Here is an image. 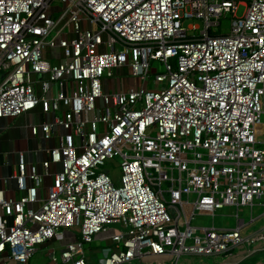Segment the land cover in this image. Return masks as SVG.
I'll use <instances>...</instances> for the list:
<instances>
[{"label": "built area", "instance_id": "obj_1", "mask_svg": "<svg viewBox=\"0 0 264 264\" xmlns=\"http://www.w3.org/2000/svg\"><path fill=\"white\" fill-rule=\"evenodd\" d=\"M120 67L138 83L106 92L104 76ZM61 105L52 122L29 126L44 139L65 130L41 163L44 174L60 166L46 197L33 206L42 173L23 152L9 177L21 194L0 189V264H28L75 226L77 238L52 251L50 264H87V246L109 230L99 264L146 256L175 264L264 238V227L247 231L239 215L264 211V140L255 134L264 113V0H0V118ZM115 157L119 184L101 169ZM224 207L235 208L234 228L191 224Z\"/></svg>", "mask_w": 264, "mask_h": 264}, {"label": "crops", "instance_id": "obj_2", "mask_svg": "<svg viewBox=\"0 0 264 264\" xmlns=\"http://www.w3.org/2000/svg\"><path fill=\"white\" fill-rule=\"evenodd\" d=\"M57 51L58 50H48L47 56L49 54L56 55ZM116 69L122 70V71L124 70V73L128 75L126 67L115 68L113 70H116ZM112 75H113V72H112ZM36 78H38V76H36ZM135 80L137 84L138 80L137 79ZM114 84L110 80L108 82L107 78L103 80V88L106 92H111L112 87H114V89H116L115 91H117V90H125L129 86H132L129 84L125 85V82L123 80L118 81V82L116 81L114 82ZM71 87H72V84L70 85L69 83L67 85V88L69 89L68 91H70ZM54 92H55V87L51 89L50 94L53 95ZM60 107H61L60 110L49 111V112L44 113L41 110V107L37 106L33 110L26 112L24 114H21L18 117L0 118V189H4L6 191V195H8L9 197H18L21 194V192H18L16 188L15 180L12 178H9L12 175V172L14 170V167L17 161L18 152H23L27 162L34 163L35 165H37L39 172L42 173V185L38 189V196H37L38 200L33 206L37 207L40 204V202L46 197L48 187L50 186L52 182V176H53L52 173L58 170L60 166L59 164L50 163L48 167L49 168L48 174L46 173L44 174V169L42 168L41 163L43 160L48 158V154L46 151L47 148H50L54 146L55 144H57L59 136L63 134L65 130L62 127L56 126L53 128V135L51 136V138L44 139L41 133L35 136L32 135L30 133L29 126L33 123H40L42 121L52 122L55 117L62 115L61 111L64 109V107L62 105ZM261 209H263L261 208V206H256L254 207V209L252 210V213L250 214V211L247 208H244V210H246V212L249 213L250 216L254 215L250 217L248 221H245L247 223L246 224L247 231L255 232L257 230H260L262 227H264L261 225L263 223L262 219L264 218V216L262 215L263 213L255 214L258 210H261ZM230 215L235 217L234 213ZM241 218L243 219V217ZM199 225H202V224H199ZM235 225L229 228H234ZM202 226H207V225H202ZM210 226L215 227L213 220ZM218 228H228V227H218ZM110 231L111 230H109V232L105 234L104 233L98 234L95 238V242L87 246L86 249H87L88 257H89L88 261L92 260V257L94 256V254L97 253L98 250L101 251L102 246L99 247L100 241L105 242L106 244L105 246H110L111 242L107 238H105V236H107V234L110 233ZM77 233L78 232L73 233L72 230L67 231L66 229H64L62 231L61 239H52L49 241L50 249H47L46 251V257L47 259L49 258L48 264H50L51 252L52 251L57 252L56 249L60 251V249L63 247L65 243L69 241H74L77 238ZM258 240H261V239H258ZM256 241L252 244H247L248 246H251L256 243L254 246L249 247L248 251L247 250L242 251V249H244V247L247 245L231 249L230 251L232 250L238 251L239 249L242 252L240 251L236 256L233 257V259H230V260L226 259L227 261L224 260L226 261L225 264H264V240L261 241L262 242L261 244H257L260 242H256ZM260 251H262L261 253L262 255L259 258H256L252 263L248 262V260H245L247 255L251 253L253 255L254 253L260 252ZM165 257L167 258L169 256H165ZM186 258H187L186 256H180L175 264H179V263L180 264H197L195 262L190 263L189 260L188 261L186 260ZM222 259L223 258H219L218 256L215 255L214 260L211 262H207L206 264H220L221 262H223ZM88 261H87V264H88ZM167 264H169L168 259H167ZM172 264H174V262Z\"/></svg>", "mask_w": 264, "mask_h": 264}, {"label": "rangeland", "instance_id": "obj_3", "mask_svg": "<svg viewBox=\"0 0 264 264\" xmlns=\"http://www.w3.org/2000/svg\"><path fill=\"white\" fill-rule=\"evenodd\" d=\"M241 1H246V0H241ZM245 10H246L245 5L238 4L237 8L235 10V15L236 16H242L244 14ZM230 19H231L230 13H228L225 18H221V20H220V22H221L220 31H222V32H228L229 31ZM188 22H189V20L183 21V25L185 26ZM195 22L200 23L199 20H195ZM150 66L152 69L156 70L157 72H164L165 71L164 66L160 62H158L157 60L150 62ZM112 72H113V75H111L109 77L104 76V79L107 78L108 82L110 80L114 84V82H116V81L118 82V81L123 80L125 82V85H127V84L135 85L136 84V80L134 78H131L130 75H126L124 73V70L122 71V70L116 69V70H113ZM115 90L116 89H114V87H112L111 91H115ZM255 134H256L257 140H260V141L264 140V113L260 117V123L256 127ZM119 162H120V158L115 157L111 160V162L107 161L101 167V169L109 170L110 176L112 177L113 182L115 184H119V179H120ZM166 186L167 185L165 183H163L162 188L164 189V188H166ZM168 198L169 197L167 196V199ZM183 198H185V196H183ZM184 208L186 211H189L190 205L186 204L184 206ZM234 212H235V208L224 207L220 210L215 211L213 219L211 218V216L209 214L201 213V214L195 216V218L191 221V224L192 225L193 224L194 225L202 224V225H207V226L209 225L210 226L212 223V220H213L215 227H228L229 228V227H232L236 224V218L234 216L230 215ZM263 212H264L263 209H261V210H258L255 214H260ZM168 213L172 214V211L168 209ZM239 215H240V217H243L244 221H248L250 218L249 213H247L246 210H244V208L239 210ZM252 216H254V215H252ZM262 220H263V223L261 225L264 226V218ZM109 226L111 228L123 229L118 224H111ZM66 230L67 231L72 230V232L75 233V232H78V227L75 226V227H71V228L66 229ZM61 238H62V235H60L59 238H57V239H61ZM105 245H106L105 242H103V241L99 242V247H101V246L106 247ZM47 249H50V243L49 242H46V243L42 244L41 246H39V249L33 254V256L29 260L28 264H48L49 258L47 259V257H46ZM56 251L58 252L59 250L56 249ZM100 257H102V252L100 250H98L97 253L94 254V256L92 257V260L88 261V264H99L98 259ZM88 260H89V257H88ZM7 264H11L10 261H8Z\"/></svg>", "mask_w": 264, "mask_h": 264}, {"label": "trees", "instance_id": "obj_4", "mask_svg": "<svg viewBox=\"0 0 264 264\" xmlns=\"http://www.w3.org/2000/svg\"><path fill=\"white\" fill-rule=\"evenodd\" d=\"M264 239H261V240H258L256 242H260V243H257V244H261ZM256 244V243H255ZM255 244L251 245V246H245L244 249H242V251H245V250H249L248 248L249 247H252L254 246ZM241 249V248H240ZM241 250L238 249L237 250H232V251H228L227 253L224 254H220V255H216L218 256L219 258H223L222 261L220 264H225V262L227 260H230V259H233L234 256H236ZM241 251V252H242ZM262 251L260 252H256L252 255L249 254L247 255V257L245 258V260H248V262H253L256 258H259L262 254ZM252 255V256H250ZM250 256V257H249ZM186 260L191 263V262H195L197 264H206L207 262H211L214 260V256H186ZM167 259L169 260V264H172L173 263V260H171V257H165V256H146V257H143L141 259H135V260H132L128 263H122V264H167ZM227 259V260H226ZM220 260V259H219ZM226 260V261H224Z\"/></svg>", "mask_w": 264, "mask_h": 264}]
</instances>
